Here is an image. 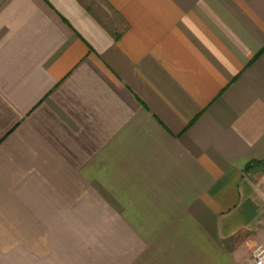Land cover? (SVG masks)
<instances>
[{"label":"crops","instance_id":"1","mask_svg":"<svg viewBox=\"0 0 264 264\" xmlns=\"http://www.w3.org/2000/svg\"><path fill=\"white\" fill-rule=\"evenodd\" d=\"M262 160L264 0H0V264H252Z\"/></svg>","mask_w":264,"mask_h":264},{"label":"built area","instance_id":"2","mask_svg":"<svg viewBox=\"0 0 264 264\" xmlns=\"http://www.w3.org/2000/svg\"><path fill=\"white\" fill-rule=\"evenodd\" d=\"M250 261L252 264H264V247L254 249Z\"/></svg>","mask_w":264,"mask_h":264},{"label":"trees","instance_id":"3","mask_svg":"<svg viewBox=\"0 0 264 264\" xmlns=\"http://www.w3.org/2000/svg\"><path fill=\"white\" fill-rule=\"evenodd\" d=\"M248 170L264 171V160L258 162H250L245 168V171Z\"/></svg>","mask_w":264,"mask_h":264}]
</instances>
